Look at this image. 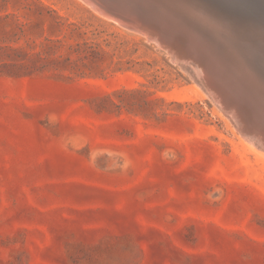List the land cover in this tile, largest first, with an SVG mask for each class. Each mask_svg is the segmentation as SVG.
<instances>
[{"label":"rangeland","instance_id":"obj_1","mask_svg":"<svg viewBox=\"0 0 264 264\" xmlns=\"http://www.w3.org/2000/svg\"><path fill=\"white\" fill-rule=\"evenodd\" d=\"M90 7L0 0V45L58 60L0 67V264H264V148L190 68Z\"/></svg>","mask_w":264,"mask_h":264},{"label":"water","instance_id":"obj_2","mask_svg":"<svg viewBox=\"0 0 264 264\" xmlns=\"http://www.w3.org/2000/svg\"><path fill=\"white\" fill-rule=\"evenodd\" d=\"M84 1L190 68L241 130L264 122V11L246 15L231 6L236 0Z\"/></svg>","mask_w":264,"mask_h":264},{"label":"trees","instance_id":"obj_3","mask_svg":"<svg viewBox=\"0 0 264 264\" xmlns=\"http://www.w3.org/2000/svg\"><path fill=\"white\" fill-rule=\"evenodd\" d=\"M11 15V13H7L0 15V18ZM13 38L4 46L0 45V58L6 59L0 65L2 72L17 76L30 75L36 70H43L48 64L47 61H58L57 58L50 55L49 51L30 52L25 46L13 44L20 37Z\"/></svg>","mask_w":264,"mask_h":264},{"label":"bare ground","instance_id":"obj_4","mask_svg":"<svg viewBox=\"0 0 264 264\" xmlns=\"http://www.w3.org/2000/svg\"><path fill=\"white\" fill-rule=\"evenodd\" d=\"M83 2H85L84 0H82ZM86 4H88L87 2H85ZM89 5V4H88ZM90 6V5H89ZM91 8V7H90ZM93 8V7H92ZM93 10L95 11V12H97L99 15H101L102 17H104V18H107V19H110L111 21L113 20V19H111V18H109V17H107V16H105V15H103L102 13H100L99 11H97V10H95L94 8H93ZM109 21V20H108ZM114 21H116V20H114ZM119 25H121L122 27H123V25L120 23V22H118V21H116ZM139 32V31H138ZM142 33V32H141ZM144 35H146L147 36V34H145V33H143ZM145 36V37H146ZM147 38H148V36H147ZM149 39V38H148ZM150 40V39H149ZM169 54V53H168ZM175 60V59H174ZM175 62V61H174ZM229 106V105H228ZM229 108V107H228ZM226 111V110H225ZM224 111V112H225ZM227 113V112H226ZM255 113V111H253V113L251 112V111H248L247 113H245L247 116H249V117H251V116H253V115H255L254 114ZM229 115V114H228ZM247 130H250V131H247ZM242 131V130H241ZM250 132H257V134H253V133H250ZM244 133V134H243ZM242 135L243 136H245V139H247L252 145H254V146H258V147H262V148H264V122L263 121H256V122H252V123H250V125L249 126H247V128H246V131H243L242 132ZM261 148V149H262Z\"/></svg>","mask_w":264,"mask_h":264}]
</instances>
